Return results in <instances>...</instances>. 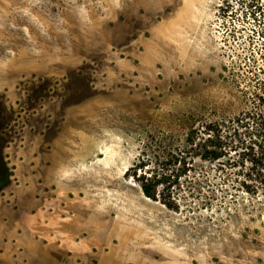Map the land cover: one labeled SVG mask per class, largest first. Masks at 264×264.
<instances>
[{"label": "rangeland", "instance_id": "rangeland-1", "mask_svg": "<svg viewBox=\"0 0 264 264\" xmlns=\"http://www.w3.org/2000/svg\"><path fill=\"white\" fill-rule=\"evenodd\" d=\"M256 92L264 0H0V264H264L228 165L194 151L177 210L126 174Z\"/></svg>", "mask_w": 264, "mask_h": 264}, {"label": "trees", "instance_id": "trees-1", "mask_svg": "<svg viewBox=\"0 0 264 264\" xmlns=\"http://www.w3.org/2000/svg\"><path fill=\"white\" fill-rule=\"evenodd\" d=\"M249 7L248 14L256 19L260 7L253 3ZM194 151L202 160L228 165L237 189L253 194L264 191V93H251L245 107L233 116L189 130L183 144L163 158L146 145L126 174L144 196L177 210L181 204L171 190L190 169Z\"/></svg>", "mask_w": 264, "mask_h": 264}]
</instances>
